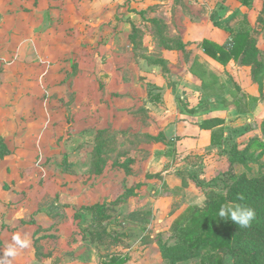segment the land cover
I'll use <instances>...</instances> for the list:
<instances>
[{"label": "crops", "instance_id": "crops-1", "mask_svg": "<svg viewBox=\"0 0 264 264\" xmlns=\"http://www.w3.org/2000/svg\"><path fill=\"white\" fill-rule=\"evenodd\" d=\"M25 2L22 3L28 6L23 16H19V9L15 7L19 0H9L6 9L13 11L6 19L11 29L4 35L6 40H0V53L4 54L0 57L7 60L6 67L13 80L0 91L6 95L9 91L23 93L14 102V108L26 107L27 121L19 122L13 109L3 115L2 105L0 135L6 140L7 128L12 122L19 126L34 123L36 114L43 119L50 117L46 131H51V121L56 124L69 117L72 142L99 130L106 139L103 154L115 152L121 155V162L117 168L113 163L102 167L103 186L112 193L102 200L96 199L97 202L113 205L129 194L117 208L145 204L149 212L144 222L136 210L121 215L120 222L128 224H125L129 226L126 227L128 235L134 239L130 249L111 255L103 262L111 264L114 257L130 264L133 259L128 252L138 248L143 238L153 243L156 230L168 224L174 228L188 208L201 207L198 201L202 199L203 205L206 203L207 191L198 187L195 179L206 183L207 178L229 166V143L236 139H231V135L236 136L234 132L238 130L243 132L246 122L264 118V86L260 91L253 81V66H242L239 61L223 66L204 53V41L225 46L232 38L229 32L216 27L210 17H203L205 13H213L210 0H134V6H140L141 11H146L141 14L150 19L148 22L143 15H134L138 20L136 29L140 31L135 34L126 21L125 8L117 9L119 2L110 0L107 7L110 11L114 9L110 6L115 5L119 20L110 11L107 24L103 25L100 19L96 22L101 25L92 21L93 26L87 31L90 36L83 75L76 70L77 40L63 35L62 0ZM65 2L71 7L75 0ZM95 5L93 2L91 7L94 11ZM198 10L200 13H196ZM161 20L168 33L158 35L153 22ZM98 28V34H94ZM258 48L262 62V48L260 45ZM47 60L51 62L47 64ZM34 91L45 96L40 104L33 97ZM35 107L38 109L33 110ZM206 124L209 128L204 127ZM65 134L58 131L44 137L61 140ZM112 138H116V143L111 146ZM197 169L200 170L195 176L185 173ZM69 208L74 214L78 212L73 204L56 202L49 206L47 215L53 219L55 214L60 215ZM144 228L147 229L144 231ZM23 230L0 221V255L12 235ZM109 233L117 235L112 230ZM118 240L116 247L122 249L125 244ZM13 264L28 263L21 262L17 255Z\"/></svg>", "mask_w": 264, "mask_h": 264}, {"label": "rangeland", "instance_id": "rangeland-1", "mask_svg": "<svg viewBox=\"0 0 264 264\" xmlns=\"http://www.w3.org/2000/svg\"><path fill=\"white\" fill-rule=\"evenodd\" d=\"M19 1L20 3H16L15 7L19 9V16H23V14H26L28 5L25 4V0ZM99 1L75 0L74 5L67 7L65 0H62L63 8L60 11V19L64 25L63 35L66 37L71 36L77 40L79 57L76 59L78 65L76 70L82 75L86 73L85 50L90 36L87 31L89 27L93 26L94 22L92 21L95 20L96 22L100 19L105 25L108 20L110 21V11L116 13L118 19L117 9L125 8L123 12L128 13L127 16L125 15L126 21L131 25L132 33L135 34V32L140 31L136 29L138 20H135L134 15L146 13V11L140 10V6H134V0H115L119 2L118 6L120 7L116 5L118 7L116 9L115 5H111L110 7L114 9L110 11L107 7L110 0ZM8 2L9 0H0V40L3 41L6 40L4 35L11 29L6 20L8 14L13 12L12 10H6ZM93 2H96L95 11L91 9ZM210 2L214 8L213 13L210 15L205 13L203 17H210L212 21L218 24L229 21V24L236 29L243 22H248L252 36L262 48L260 60L264 62V0H252L249 10L242 6L238 0H210ZM99 7H102L101 11L97 9ZM142 12L143 14H141ZM124 13L122 14L124 15ZM193 13L195 12H191V14ZM196 13H200V11L198 10ZM202 14L201 12L200 15ZM68 15L73 17L69 18ZM142 18L150 22V19L145 15ZM201 19L202 16H200ZM162 20L153 22L154 31L158 35L168 33V29L163 28L165 22ZM102 23L98 24L96 22L98 25ZM110 24H112V20ZM71 26H73V30ZM75 27L76 30H74ZM117 29L118 27L115 30ZM98 31L99 28L93 32L98 34ZM0 54L1 56L4 55L3 53ZM48 62L51 61L47 60L46 63L49 64ZM6 65L7 60L0 57V89L2 86L5 88L7 83L13 80L12 74ZM35 78H37L36 75ZM36 81L38 82V79ZM33 93V97L39 101V104L45 100L42 92L34 91ZM22 95L23 93L12 91H9L6 95L0 91V107L3 105V115H6V111L13 109L16 117L20 118L19 122L27 121L24 114L26 107L14 108V102ZM36 108L33 110H36ZM36 117L34 123L22 124L21 122L22 126H19L18 124L14 125L12 122L11 126H7L9 132L6 135V141L10 150L13 151V155L0 166V221H7L12 226L22 230L26 228L21 235L33 239L29 249H22V252L18 254L19 260L28 264L30 262L40 264H60L63 262L103 264L104 259H108L111 255L121 254L125 249H130L129 246L134 237L128 235L126 227L129 226L125 227L127 223H121L120 217L129 210H136L140 219L144 222L149 214L146 211L147 206L145 204H133L132 206L117 208V206L111 205L112 203L97 202L96 200L98 198V200H102L108 196V193H112L103 186L102 177L105 172L102 167L112 163L114 167H119L121 155L115 152L103 154L102 149L106 139L100 135L99 130L91 135L89 132L87 136L72 142L69 133L72 130L69 117H64L60 123L56 124L51 121V131H46L45 127L46 122L50 121V117L43 119L39 114H36ZM51 119L54 118L51 117ZM21 131L25 133L23 134ZM55 131H63L66 134L61 140L44 137L45 134L47 136L50 133H56ZM234 133L237 134L236 136L231 135V139L233 137H236V139H232V142L229 143L230 152L234 147H240L244 150L253 138L259 139L264 145V118H256L251 123L246 122L243 132L238 130ZM109 142L111 143L109 145H114L116 138H112ZM257 153L260 154L261 149H257ZM229 157V166L227 165L220 170L216 176L209 177L210 179L207 178L206 183H200L196 178L195 183L206 184L204 188L207 192L214 191L218 194H227L228 176L226 174L230 170V154ZM200 169L185 173L187 176L192 177ZM234 173L237 175L247 173L249 178L264 175V154L257 165H250V170L238 167L234 170ZM209 183L212 185L209 186ZM113 195H116V190ZM56 202L59 204H73L78 212L74 214L72 209H65L56 218L51 219L47 215V209ZM93 204H103L107 206V209L101 214L82 209L84 206ZM75 215L76 217H74ZM24 222L30 224L23 225ZM146 229L144 228V231ZM109 230L117 235L109 233ZM158 230L155 232L153 243L146 242L143 238V241L137 246L138 248L128 252V254H131L129 258L133 259L130 264H165L162 254L163 246L174 247L179 242L174 228H171L169 224L166 228ZM116 236L121 237V240H119L125 244L121 246L122 249L116 247L118 240ZM143 258H146V260H143ZM179 264H235V262L230 256H220L212 252H206L203 258Z\"/></svg>", "mask_w": 264, "mask_h": 264}, {"label": "trees", "instance_id": "trees-1", "mask_svg": "<svg viewBox=\"0 0 264 264\" xmlns=\"http://www.w3.org/2000/svg\"><path fill=\"white\" fill-rule=\"evenodd\" d=\"M238 1L244 7L250 8L252 5V0ZM248 24L243 22L236 29L229 24V21L223 24L215 23L216 27L232 35V43L219 46L206 40L202 48L208 57L223 66L231 61H239L242 66H253L252 79L259 86L260 91H263L264 62L259 61L261 52ZM257 149H261L260 154L257 153ZM12 154L6 140L0 135V164ZM263 154L264 145L257 138H253L242 151L238 147L231 150L230 170L226 174L228 193L207 192L206 203L203 206H192L180 216L174 227L179 243L174 247L162 248L165 264H179L200 259L206 252L230 256L235 264H264V175L249 178L247 173L240 175L234 173L238 167L250 170V165H257ZM211 185L209 183V186ZM197 186L204 188L206 184ZM128 195L121 197L113 205L124 203ZM229 203H239L255 210L256 218L250 227L241 229L231 220L219 217L221 206ZM106 209L107 206L99 204L83 208L96 214H101ZM56 215L58 214L53 218ZM124 263V259L113 257L111 260V264Z\"/></svg>", "mask_w": 264, "mask_h": 264}, {"label": "clouds", "instance_id": "clouds-1", "mask_svg": "<svg viewBox=\"0 0 264 264\" xmlns=\"http://www.w3.org/2000/svg\"><path fill=\"white\" fill-rule=\"evenodd\" d=\"M240 199H243V197H240ZM198 203L200 206H203V199L198 201ZM218 215L220 218L231 220L241 229L250 227L256 218V212L253 208L239 203L222 205ZM30 244L31 241L29 238L22 236L20 233H14L11 242L2 249L0 264H13V260L19 254V251L30 247Z\"/></svg>", "mask_w": 264, "mask_h": 264}, {"label": "built area", "instance_id": "built-area-1", "mask_svg": "<svg viewBox=\"0 0 264 264\" xmlns=\"http://www.w3.org/2000/svg\"><path fill=\"white\" fill-rule=\"evenodd\" d=\"M232 41H233V39L231 38V39L229 40V44H231V43H232Z\"/></svg>", "mask_w": 264, "mask_h": 264}]
</instances>
